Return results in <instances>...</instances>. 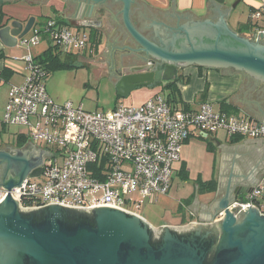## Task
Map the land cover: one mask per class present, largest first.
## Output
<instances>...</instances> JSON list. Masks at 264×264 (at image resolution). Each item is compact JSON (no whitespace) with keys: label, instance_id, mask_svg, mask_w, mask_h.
I'll list each match as a JSON object with an SVG mask.
<instances>
[{"label":"water","instance_id":"water-1","mask_svg":"<svg viewBox=\"0 0 264 264\" xmlns=\"http://www.w3.org/2000/svg\"><path fill=\"white\" fill-rule=\"evenodd\" d=\"M62 1L65 11L81 13L82 19L102 22V17L97 15L112 10L105 5L108 0H90L82 12L84 0ZM122 1L125 26L140 45L139 48L125 43L115 45L119 50L116 53L119 63L136 77L119 74L124 96L143 86L167 89L169 82L178 79L179 69L188 64L234 66L264 81V45L240 36L229 28L223 17L218 22L209 19L187 21L172 38L162 39L161 44H157L132 21L131 0ZM2 2L0 0V41L7 47H14L30 32L36 17L31 16L26 21L6 18ZM150 25L158 31L170 27L154 21ZM82 26L91 25L85 23ZM260 37L263 39L264 35ZM119 43H123V38ZM150 55L161 62L151 60L156 63L151 69L146 66ZM27 143L44 157L59 153L39 147L30 138ZM16 157L0 150V158L13 160ZM19 158L29 163L27 155L19 154ZM28 167L18 177H10L0 184L9 189L0 200V264H205L215 244L212 264H264V214L252 205L236 204L228 208L241 193L239 190H227L216 217L222 210L224 214L214 223L191 222L184 226L154 228L143 217L109 205L80 207L55 203L35 208L20 207L10 189L23 186L28 175L38 176L42 170L41 166L33 171ZM251 190L248 188L244 192ZM206 191L215 199L216 189ZM35 211L45 214L42 222L24 215ZM72 211L94 213L95 225L84 221L69 223L67 218ZM215 227L221 231L219 244L211 236ZM152 229L158 235L165 231L158 247L152 244Z\"/></svg>","mask_w":264,"mask_h":264},{"label":"built area","instance_id":"built-area-1","mask_svg":"<svg viewBox=\"0 0 264 264\" xmlns=\"http://www.w3.org/2000/svg\"><path fill=\"white\" fill-rule=\"evenodd\" d=\"M252 17L260 20L261 10ZM30 32L18 43L28 51L24 59L29 73L11 85L2 123L27 126L29 133L19 134L26 142L30 138L59 153L44 157L38 176L28 175L23 186L10 189L20 207L109 205L143 217L131 208L137 203L133 195L153 200L170 191L174 166L192 128L206 135L224 131L230 137L264 139V121L215 109L208 101L195 111L174 105L162 93L139 106L121 104L112 111L55 101L46 86L48 70L32 48L49 37L63 52L83 51L90 47V33L56 19H49L45 29L37 23ZM259 33L264 35V28ZM7 192L0 185V200ZM92 195L95 201L89 202ZM236 204L256 206L264 214V172L252 190L228 208Z\"/></svg>","mask_w":264,"mask_h":264},{"label":"crops","instance_id":"crops-1","mask_svg":"<svg viewBox=\"0 0 264 264\" xmlns=\"http://www.w3.org/2000/svg\"><path fill=\"white\" fill-rule=\"evenodd\" d=\"M235 1L237 4H242L240 14L236 11V7L232 6ZM89 2L90 0H84L81 12ZM111 2H114L115 6L111 8V11L100 12L97 15L102 17V22L93 19L98 23L89 27L82 26L85 24L84 20L88 19L80 18L81 13L77 15L74 10L65 11L62 0H3L2 4L7 14L6 18L26 21L31 16L36 15L37 18V12L46 8L55 14L52 17L48 16L49 19H56L68 27H73L74 30H84L90 33L93 28H96L103 36L102 44L107 43L108 45L109 54L117 48L115 45L124 43L129 45L134 39L123 20V1L108 0L105 5L110 6ZM252 8L260 9L262 12L261 19L254 20V22L259 21L260 25H264V0H224V2L217 0H131L130 16L132 21L137 23L138 28L149 37L150 24L153 21L169 27L168 24H185L190 20L209 19L212 22H218L220 17H223L229 28L240 36L264 45V38L261 39L259 33V30L264 27L260 28V25H257L256 28H243L241 32L239 31L240 26L250 18ZM25 12L29 15L25 16ZM170 18L173 19V23L170 22ZM120 38H123L121 44L119 43ZM17 47L21 46L18 44ZM6 48L8 47L0 42V51L7 56ZM99 50L95 52L90 46L84 51L90 55H97ZM42 53L39 52L36 55L40 56ZM5 60L6 58L0 60L1 71L4 66H8L5 65ZM8 67L12 74L4 80L9 81L13 76L18 75L19 80L14 82L20 83L24 78V73L17 72L11 66ZM1 79L3 78L0 77ZM175 86L176 97L171 95V98H175L173 104L178 107L195 111L202 103L208 101L215 109L264 121V81L245 70L234 66L188 64L179 69ZM144 87L150 88L147 90L150 92L142 103L132 104L133 106H139L160 93L168 96L170 90L159 86ZM223 101L226 104H223ZM5 128L1 121L0 129L4 132ZM263 172L264 139L230 137L224 131L206 135L192 128L190 137L183 145L181 160L174 166L170 191L157 195L153 199L158 201L165 210H170L169 214L165 216V221L159 224L155 223L156 218L150 222L143 218L154 228L163 225L184 226L191 222L214 223L218 220L216 212L227 190L230 189L231 192L239 190L240 194L244 195L246 194L244 191L253 188ZM212 179L217 181L215 199H212L213 194L208 193L199 185L201 181L207 182ZM227 179H229L228 187L222 183Z\"/></svg>","mask_w":264,"mask_h":264},{"label":"rangeland","instance_id":"rangeland-1","mask_svg":"<svg viewBox=\"0 0 264 264\" xmlns=\"http://www.w3.org/2000/svg\"><path fill=\"white\" fill-rule=\"evenodd\" d=\"M237 1L232 3L236 7V11L242 10V4H237ZM13 10V8H12ZM22 11V9H20ZM37 23L42 29H45L49 17L55 14L52 11L44 8L43 11L37 12ZM29 13L25 12V16ZM36 16V15H35ZM154 27V25H153ZM69 28L74 29L69 26ZM30 32L26 37H31ZM1 42V41H0ZM54 46V43L49 37H45L42 42L34 46L32 49L34 54L42 53L49 47ZM107 43H103L99 50L103 54L104 59L107 58ZM5 65L11 66L17 72L24 73V76L29 73L25 56L28 51L24 47H8L6 48ZM98 53V54H99ZM100 53V54H101ZM97 54V55H98ZM73 57L70 60L72 65H67L60 68H47L49 75L46 79V86L48 92L58 102L73 101L76 105H82L90 110H105L112 111L116 105H138L142 103L145 96L150 92V88L139 87L132 89L126 96L121 91L120 84L122 79L115 69L108 67L105 64L99 63L96 55H90L87 51L77 52L70 55ZM19 80L18 75L13 76L9 81L0 80V122L4 118L5 105L8 100L9 91L14 81ZM162 88V86H159ZM5 131L0 135V147L4 144H15L19 138V134H28L29 128L23 125H4ZM42 147L46 145L38 143ZM99 194V192H97ZM137 203L133 204L131 208L138 211L149 222L156 218V224L164 222V218L169 214L170 210H165L161 204L156 200H151L139 193L133 195ZM95 197L92 195L89 202H94ZM141 204V205H140Z\"/></svg>","mask_w":264,"mask_h":264},{"label":"flooded vegetation","instance_id":"flooded-vegetation-1","mask_svg":"<svg viewBox=\"0 0 264 264\" xmlns=\"http://www.w3.org/2000/svg\"><path fill=\"white\" fill-rule=\"evenodd\" d=\"M113 4H114V2L110 3V6H112V9L115 7ZM37 21H38V19L36 18L33 25L37 24ZM170 22L173 23L172 18H170ZM84 23L95 26L98 23V21L93 20V19H89V20H85ZM183 25L184 24H181V23L168 24V26H170L168 29L162 28V30L160 29L159 31L156 30L155 27L150 25V37L148 35L147 36L150 38L151 41H153L157 44H161L162 39L172 38L173 34L179 30L180 26H183ZM128 46H130L132 48L133 47L134 48L140 47V45L138 44V42L135 39H133V41ZM118 52H119V50L116 48L114 51H112V52L110 51L107 58H105V59H104L102 53L101 54L99 53L98 55H96V57L98 58L99 63L105 64L108 67L115 69L118 74L126 73L125 75L129 76L130 78H136L134 75L129 73L128 67L125 68V67H123L125 65L119 63L117 56H116V53H118ZM151 60H154V58L150 55L147 58V65H146L147 68L151 69V67L156 65V63H161L159 61L154 60V61H156V63L154 64V63H151ZM130 84L133 85V81H131ZM128 85H129V83H128ZM2 133H3V131L0 129V135ZM15 141H16L15 144H8V145L5 144V145L0 147V150L7 151L13 155L18 156V157H16V159H13V160H9L6 158H0V184L7 181L10 177H18L24 171V169H27L26 168L27 166H29L28 169H31V171H33L36 168H38L39 166L43 165V163L45 161L44 155L42 153H39L38 151H36L31 144H28L27 142H21L18 139L17 140L15 139ZM19 154L21 156L27 155L29 163L26 164L25 162H23L19 158ZM228 181H229V179L222 181V183L228 187V185H229ZM241 195L242 194L237 195L236 198L241 196ZM244 214L240 217V220L243 219ZM164 232L163 233L160 232L161 234L158 235L157 232L154 229H152V237L154 239H159L163 236ZM212 232L213 233L211 236H212V238H214V242L219 244L221 241V231L219 230V227L213 228ZM215 246H216V244L211 248V254L214 253V252H212V250H215Z\"/></svg>","mask_w":264,"mask_h":264},{"label":"trees","instance_id":"trees-1","mask_svg":"<svg viewBox=\"0 0 264 264\" xmlns=\"http://www.w3.org/2000/svg\"><path fill=\"white\" fill-rule=\"evenodd\" d=\"M219 2H224V0H217ZM257 11L255 8L251 9V16L248 19V21L244 24H242L239 28V31L241 32L246 28H253V27H257V25H260L259 21H257V23L254 22V19L252 17V14ZM264 27V25H260L259 26ZM102 34L101 32L96 29L93 28L92 31L90 32V46L91 49L95 52H98L99 48L101 47L102 44ZM70 53H74V52H63L61 50H59V48L57 47V45L51 46L49 47L47 50H45L40 56H38L37 59H39L40 62H42L44 64V66L46 68H60V67H65L67 65H72L70 62V60H72L73 57H70ZM6 55L3 51H0V60L5 59ZM11 71L9 72V67L8 66H4L3 70L0 72V77L3 79H8V77L11 76ZM176 81L173 82H169V85L167 86V89L169 90V94H168V98L170 100V102L173 103V99L175 98H171L172 97H176ZM223 104H226L225 101L222 102ZM18 140H20L21 142H26V139L24 137L19 136ZM211 148V147H210ZM200 187H202L205 190H214L216 189L217 186V181L215 179L209 180L207 182H203L201 181L199 183ZM27 217L33 216L34 220L37 222H42L45 219V214H39L38 212H30V213H25L24 214ZM67 221L69 223L75 224L77 222H87V223H91L92 225H95V215L92 212H81V211H72V213H70L69 217L67 218ZM162 243V238L159 239H154L152 237V244L155 247H158L159 245H161ZM214 260V254H210L206 261L205 264H212Z\"/></svg>","mask_w":264,"mask_h":264}]
</instances>
